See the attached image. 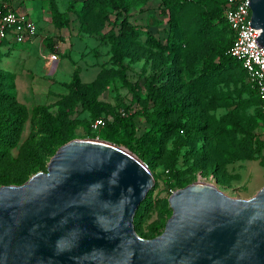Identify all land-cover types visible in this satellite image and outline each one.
<instances>
[{
    "label": "trees",
    "instance_id": "1",
    "mask_svg": "<svg viewBox=\"0 0 264 264\" xmlns=\"http://www.w3.org/2000/svg\"><path fill=\"white\" fill-rule=\"evenodd\" d=\"M226 1L161 0V14L168 18L167 36L161 40L131 20L130 10L149 0H69L67 12L75 14L79 31L110 44L111 65L90 82H82L75 69L63 83L67 93L56 100L54 111L44 103L29 109L17 98L14 75L0 70V186L22 184L46 170L45 159L75 138L77 127L98 136L90 122L103 115L112 119L98 129V137L133 152L167 192L154 195L152 188L139 204L133 224L143 238L163 231L172 212L169 195L194 182L197 173L223 184L239 178L227 169L235 162L260 158L264 168L259 132L264 110L242 62L228 53L234 32L224 18ZM49 4L53 23L62 27L63 13L55 0ZM5 43L0 41V47ZM144 50L151 53L153 65L142 74V84L132 83L124 60L139 59ZM114 79L132 93L134 111L120 113L99 99ZM79 107L89 112V119L73 117ZM219 110L223 112L217 114ZM137 116L146 123L141 132ZM28 121L30 130L22 139Z\"/></svg>",
    "mask_w": 264,
    "mask_h": 264
},
{
    "label": "water",
    "instance_id": "2",
    "mask_svg": "<svg viewBox=\"0 0 264 264\" xmlns=\"http://www.w3.org/2000/svg\"><path fill=\"white\" fill-rule=\"evenodd\" d=\"M264 46V0H248ZM154 186L124 146L71 139L46 170L0 186V264H264V184L246 199L198 180L173 191L163 231L139 236L134 214Z\"/></svg>",
    "mask_w": 264,
    "mask_h": 264
},
{
    "label": "rangeland",
    "instance_id": "3",
    "mask_svg": "<svg viewBox=\"0 0 264 264\" xmlns=\"http://www.w3.org/2000/svg\"><path fill=\"white\" fill-rule=\"evenodd\" d=\"M9 1L15 11L27 13L39 28V36L32 42H9L7 48H0V70L14 75L17 98L29 109L35 104L44 103L50 104V110L54 111L56 100L62 94L67 93L63 83L70 80L75 69H79L82 82H90L97 77L102 67L111 65L110 44L97 34L91 35L79 31V21L75 14L67 12L69 0H55L59 10L63 13L62 20L66 22L62 27H57L52 21L50 0ZM160 2L161 0H149L141 8H132L130 16L133 22L147 28L164 40L167 36L168 18L167 15L161 14L162 5ZM76 7L78 8L79 4ZM52 53L57 55V59L54 64L46 66L45 61ZM150 54L148 50H144L139 59L126 58L124 60L127 65V78L130 82L139 81L142 84V74H148L153 65V57ZM99 99L115 106L120 113L132 112L137 107L132 93L119 79H114ZM251 111L252 109H250ZM222 112L223 110H219L217 114ZM103 116L106 121L112 119L110 115ZM73 117L90 118L89 112L82 107L77 109ZM135 121L139 132H141L146 127V123L139 116L135 118ZM29 130L30 122L28 121L22 139L25 138ZM99 131H96L98 136ZM259 132L264 139V127H261ZM98 136L91 137L80 126L75 130L76 139L98 138L110 142ZM13 154H16V150H13ZM45 160L46 166L49 159ZM259 161L260 158L228 165L227 169L230 173L239 175L238 179L229 183L218 184L211 176L203 177L199 173L196 174L194 181L213 184L230 197L246 199L254 195L264 184V168ZM161 171L162 167H158L155 173L159 174ZM152 188L154 195H167L161 179L157 183L154 179Z\"/></svg>",
    "mask_w": 264,
    "mask_h": 264
},
{
    "label": "built area",
    "instance_id": "4",
    "mask_svg": "<svg viewBox=\"0 0 264 264\" xmlns=\"http://www.w3.org/2000/svg\"><path fill=\"white\" fill-rule=\"evenodd\" d=\"M248 0H227L224 6V18L234 32V38L228 53L240 60L246 70L247 81L257 89L260 106L264 110V46L259 48L255 39L260 30L250 26L251 9ZM37 35L36 22L27 14L15 11L0 0V41L24 42ZM56 60L57 55H49ZM102 116L90 122L91 129L97 131L104 126Z\"/></svg>",
    "mask_w": 264,
    "mask_h": 264
},
{
    "label": "crops",
    "instance_id": "5",
    "mask_svg": "<svg viewBox=\"0 0 264 264\" xmlns=\"http://www.w3.org/2000/svg\"><path fill=\"white\" fill-rule=\"evenodd\" d=\"M2 2L8 4L11 8H13L12 5H11V2H10L9 0H2ZM36 25H37V24H36ZM38 32H39V28H38V25H37V35H36V37L39 36V33H38ZM36 37H35V38H36ZM35 38H34V39H35ZM34 39H32V40H27V41L32 42ZM5 41H6V40H5ZM6 42H7V43H5L4 45H2L0 48H2V47L7 48L9 42H8V41H6ZM54 61H56V60H50L49 57H48V58L46 59V61H45V65H46V66H50V65L54 64Z\"/></svg>",
    "mask_w": 264,
    "mask_h": 264
}]
</instances>
